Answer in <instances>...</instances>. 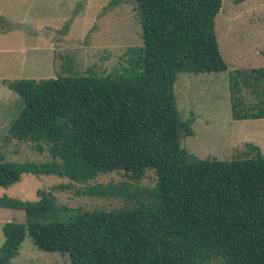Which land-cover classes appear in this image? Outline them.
<instances>
[{
    "label": "trees",
    "instance_id": "obj_1",
    "mask_svg": "<svg viewBox=\"0 0 264 264\" xmlns=\"http://www.w3.org/2000/svg\"><path fill=\"white\" fill-rule=\"evenodd\" d=\"M129 1L142 43L124 72L3 81L21 101L7 136L49 160L0 154V189L24 175L57 176L83 186L77 195L130 204L69 208L53 194L68 185L39 189L31 201L1 194L0 209L22 211L26 221L3 225L0 264H12L26 237L40 251L67 254L70 264H264L260 149L246 143L241 158L223 161L181 148L193 120L179 117L177 76L228 68L215 32L222 0ZM228 87L233 120L264 119V69L236 71ZM149 172L152 187L132 192L127 184L90 185L110 173L137 183Z\"/></svg>",
    "mask_w": 264,
    "mask_h": 264
},
{
    "label": "rangeland",
    "instance_id": "obj_2",
    "mask_svg": "<svg viewBox=\"0 0 264 264\" xmlns=\"http://www.w3.org/2000/svg\"><path fill=\"white\" fill-rule=\"evenodd\" d=\"M0 0V154L12 162H45L47 152L31 143L7 136V128L21 107L19 97L3 84L21 79L46 80L58 76L122 73L141 47L140 21L135 2L123 0ZM225 72L180 74L174 85L181 120L192 119L193 135L183 137L181 148L199 159L229 161L241 158L245 144L264 155V119L235 121L231 118L229 78L236 71L264 69V0H222L215 18ZM133 51V52H132ZM153 173L131 182L121 173L100 175L90 185H129L132 191L152 187ZM53 190L58 203L84 210H112L128 206L123 197L77 195L83 186L57 176L24 175L2 190L21 200H36V191ZM22 211L0 209L2 227L25 222ZM12 264H70L67 254L38 250L26 237Z\"/></svg>",
    "mask_w": 264,
    "mask_h": 264
}]
</instances>
